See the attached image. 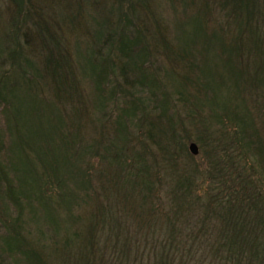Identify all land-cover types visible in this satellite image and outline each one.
<instances>
[{
  "label": "rangeland",
  "instance_id": "374dc122",
  "mask_svg": "<svg viewBox=\"0 0 264 264\" xmlns=\"http://www.w3.org/2000/svg\"><path fill=\"white\" fill-rule=\"evenodd\" d=\"M114 1L92 0L93 5L83 8L96 12L94 16L99 20ZM124 2H121L123 11ZM143 3L146 12L141 20L151 27L155 37L156 31L166 35L171 53L174 52L167 59L164 51L156 53L151 47L153 56L138 61L136 52L146 56L147 47L140 45L136 50L133 43L128 53L120 56L119 60L128 64L131 59L137 60V66H141L147 78L144 87L137 82L139 75L132 70L133 65L124 72L115 70L111 80L104 84L100 82L99 72L91 71V63L108 50L101 47L104 41L101 30L83 26L85 14L79 19L83 23L76 25L82 26L77 36L65 31L78 91L59 102L45 85V100L39 103L31 98L21 108H15L17 94H6L0 87L1 96L5 95L8 104L0 105V264H31L18 251L9 253L3 247L2 239L13 235L22 248L30 246L35 251L43 252L41 248L55 243L60 255L57 264H80L88 246L76 231L82 232L92 224L96 207L112 212L110 204L107 208L103 204L107 206L105 198L117 193L134 204L124 202L119 206L117 217L106 222L102 234L96 233L94 241L100 242L107 252L116 243L112 264H135L153 238L166 237L168 225L163 217L168 212L175 173L189 175V171L197 168L199 174L194 178L197 188L193 193L198 196L197 204L203 206V199L211 190L207 179L211 163L225 165L222 158L229 152L236 168L239 165L250 171L251 163L259 160L257 154L264 153V36L259 35L256 40L258 50L253 48L250 32L242 34L244 25H238L242 20L236 19L234 3L227 0H144ZM129 15L132 20V14ZM12 18L10 2L0 0V45L7 37ZM196 19L201 29L199 37L193 34ZM131 51L135 55L128 58ZM176 54H179L177 58ZM8 69V61H4L0 70ZM240 77L246 80L245 91L240 87ZM44 84L41 82V87ZM112 88L116 94L109 96ZM130 99L135 100L134 107ZM164 100L167 104H161ZM10 103L14 106H9ZM237 115L243 123L239 127L235 123ZM167 118H171L170 127ZM121 120L122 126L129 124L128 147H123L117 161L112 160L116 165L102 162L100 157L105 155L108 143H118L115 138L118 131L121 133L118 125ZM244 122L249 127L247 132ZM51 127L56 131L51 132ZM64 135V147H69L72 154L68 164L61 146ZM230 139L234 140V146L226 147ZM190 142L197 145V156L189 153ZM243 143L245 151L240 148ZM84 147L93 148V153H81ZM242 151L246 152V158ZM96 155L99 156L94 158ZM121 167L123 178L119 180L113 172H120ZM144 170L147 177H143L152 182L153 188L145 192L147 198L142 203L136 182L141 183ZM86 171L90 172L89 180L84 178ZM251 177L256 186L257 176ZM111 185H116V193L108 190ZM59 188L63 191L62 205L54 211L52 196ZM45 204L49 209L52 207L50 214L45 213ZM193 214V218L201 217L204 212L197 207ZM119 220L121 229H118ZM188 225L187 234L197 230L193 221ZM62 248L64 252L60 254Z\"/></svg>",
  "mask_w": 264,
  "mask_h": 264
},
{
  "label": "trees",
  "instance_id": "16d2710c",
  "mask_svg": "<svg viewBox=\"0 0 264 264\" xmlns=\"http://www.w3.org/2000/svg\"><path fill=\"white\" fill-rule=\"evenodd\" d=\"M8 1L13 8V18L6 33L7 37L0 45V69L4 61H8L9 69L7 72L0 70L2 71L0 87H2L3 92L5 89L6 94L12 92L17 94L19 100L16 98L18 106L15 105V108H21L24 102L31 98L33 102L45 100L43 97L45 85L51 88L54 98L59 102L67 99L68 96H72L74 91H78V80L70 59L69 42L65 31L69 30L74 36H77L76 34L82 26L76 25L83 23L79 20L82 19L83 14L86 15L82 19L84 20L83 26L89 27L90 30H93V27L96 26L94 31L101 30L102 37H104L101 47L105 51L108 50L103 57L93 61L90 65L93 73L99 72L100 82H103V84L111 80L115 70L124 72L130 65H133L132 70L138 72L139 75L137 82L141 87H144L143 82L147 78L142 74L141 66H137V60L131 59L130 64L119 60L120 56L124 55L133 43L136 50L140 45L147 47L144 49L147 52L146 56L143 52H136L138 61L147 60L148 55L153 56L150 50L151 47L154 48L153 50L156 53L164 51L163 54L167 59L170 58V54L171 57L174 54V52L171 53L168 37L159 33V31H156L158 35L155 37L152 34L151 27L146 26L144 20H141V15L146 12L143 11L144 0H125L124 11L121 7L123 0H115L110 3V6L113 4L112 8L107 9L105 16H102L99 20L94 16L96 12L93 14V10L89 12L83 8L84 5H93L92 0ZM259 1L227 0V3H234L233 11L237 16L236 19L242 20L238 25H242V23L244 25L242 34L247 31L250 32L251 44L256 50H258L256 40L259 35L264 36V0L262 4ZM129 14H132V20ZM194 23H196V26L193 27V34L199 37L197 34L201 29L199 28L198 19ZM181 40L185 41L184 38ZM76 47L78 48V43ZM130 54L135 55V51H131L129 55L126 54L128 58H130ZM178 55L176 54L175 57L177 58ZM225 63L228 64V60H225ZM255 72H257L256 69ZM10 73H12V76ZM240 78L241 82L239 84L243 89L246 80ZM262 79L264 82V78ZM41 82H45L42 87ZM237 88L239 89L238 85ZM104 90L106 91V88ZM243 90L245 91V89ZM1 93L2 90L0 89V105L3 102L7 104L5 95L1 96ZM121 93L123 94L124 91ZM113 94H116L114 88L111 89L109 96H113ZM130 101L134 107L135 100L130 99ZM161 104H167V100L162 101ZM9 106L13 107L14 104L10 103ZM131 111L134 112V108ZM125 117L129 119V116ZM226 118L229 119L228 116ZM149 119L150 117L146 120ZM123 120L118 123L122 134L118 131V136L115 138V141L121 144V147H118V143L109 142L110 146L105 150V155L100 157L102 162L115 164L113 163L115 161L112 160L117 161L123 147H128L129 132L127 129L129 124L122 126ZM170 122L171 118H167V127H170ZM229 122L233 123V120H229ZM235 123L237 127L240 124L243 125L238 115L235 117ZM243 128L247 132L249 128L247 122H244ZM55 131L56 129L51 127V132ZM52 138L50 140L54 141ZM64 139H66L65 135L61 138L62 147L66 145ZM233 143L234 140L230 139L226 147H233ZM215 145L218 146L219 141L216 140ZM240 148L245 151L246 145L243 143ZM63 149L67 154L65 164H68L67 160L72 158L71 150L69 147ZM81 153L91 154L93 148L84 147ZM242 155L246 158V152H243ZM257 155L259 160L256 163H251L250 171L244 170L239 165L236 168L229 152L222 158L225 165L222 166L219 162H214L213 165L211 163L212 170H209L207 175V179L211 183V190L208 195L206 194L208 197L203 199V206L197 204L198 196L193 193L196 187L194 178L199 174L197 168L189 171V175L175 173L171 183L172 190H170L171 197L168 212H164L163 217L167 220L168 225L166 227V237L161 235V239L153 238L152 244H147L144 250L141 251V260L133 262L135 264H264V153ZM98 156L96 155L94 158ZM255 166L256 171L251 173L254 171ZM145 170L142 177L145 176L146 178ZM123 171L124 169L121 167L120 172H113L114 177H118L120 180L123 178ZM89 175L90 172L87 173L86 171L84 178L89 180ZM252 175L257 176V185L260 187L255 186ZM145 178L139 179V181L141 180L140 184L136 182V186L140 187L138 193L141 196L137 199L140 198L142 203L147 198L145 192H148L153 186L152 182L147 181ZM108 190L116 193V185H111ZM62 194L63 191L59 188V192L52 196L54 211L61 208ZM119 195L120 193H117L112 195L110 199L105 198L107 206L103 204L106 208L110 204L114 209V214L112 209V212H110L96 207L92 224H88L89 227L82 230V232L76 231L83 243L88 246V251L81 258L82 262L80 264H112L116 243L114 242L115 245H112L109 252H107L103 246H100V242L96 244L94 240L96 233L102 234L101 230L105 228L106 222L117 217L119 206L124 202H127V205L130 206L134 204L129 199L126 200L119 197ZM47 200L51 202L50 198ZM197 207H200L204 214L201 217L193 218L192 216L195 215L193 213ZM43 209L46 214H50L52 207L49 209L45 204ZM99 210L102 211L98 212ZM103 211L104 215H102ZM107 212H110V214H107ZM100 216L103 217L98 220L97 217ZM192 221L197 226V230L192 229L187 234L188 227H190L188 223ZM117 223L118 229H121L120 220ZM2 241L3 247L9 253L18 251L31 264H57L58 256L60 257L58 245L55 243L54 246L41 248L43 250L41 252L39 250L35 251V248L32 249L28 245L27 249L22 248L23 246L15 242V235L3 238ZM63 252L62 248L60 254H63Z\"/></svg>",
  "mask_w": 264,
  "mask_h": 264
},
{
  "label": "water",
  "instance_id": "95a60500",
  "mask_svg": "<svg viewBox=\"0 0 264 264\" xmlns=\"http://www.w3.org/2000/svg\"><path fill=\"white\" fill-rule=\"evenodd\" d=\"M188 150H189L191 155H193V156H197L198 155V148H197V146L194 143H191L188 146Z\"/></svg>",
  "mask_w": 264,
  "mask_h": 264
}]
</instances>
